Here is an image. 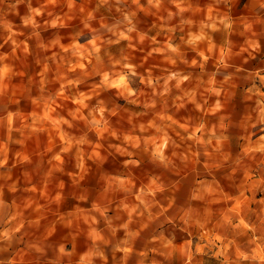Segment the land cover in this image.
<instances>
[{
  "label": "clouds",
  "instance_id": "obj_1",
  "mask_svg": "<svg viewBox=\"0 0 264 264\" xmlns=\"http://www.w3.org/2000/svg\"><path fill=\"white\" fill-rule=\"evenodd\" d=\"M0 264H264V0H0Z\"/></svg>",
  "mask_w": 264,
  "mask_h": 264
}]
</instances>
